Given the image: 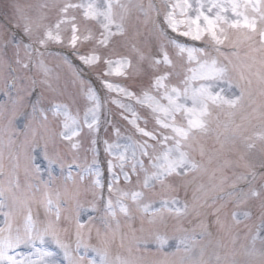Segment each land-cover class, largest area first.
I'll use <instances>...</instances> for the list:
<instances>
[{"label":"snow or ice","instance_id":"obj_1","mask_svg":"<svg viewBox=\"0 0 264 264\" xmlns=\"http://www.w3.org/2000/svg\"><path fill=\"white\" fill-rule=\"evenodd\" d=\"M11 9V27L0 28V264H62L48 244L67 264H264V0H43ZM150 23L160 40L155 53L139 39ZM52 43L66 44L88 67L103 65L105 77L148 78L139 91L101 81L146 108L155 126L146 117L142 127L131 105L111 100L131 113L121 115L143 139L104 142L117 163L107 162L95 237V217L80 219L82 197L91 192L99 211L105 187L95 150L92 164L76 155L66 163L57 144L76 152L84 127L98 131L102 105L88 86L83 120L55 98L45 107L46 93L58 94L44 61ZM32 69L42 78L21 74ZM53 165L61 176L68 169L63 182ZM120 175L126 184L135 176L134 189L120 187ZM189 188L191 200H181ZM39 208L43 220L34 215ZM189 217L195 223L185 228ZM73 226L75 249L66 242Z\"/></svg>","mask_w":264,"mask_h":264},{"label":"rangeland","instance_id":"obj_2","mask_svg":"<svg viewBox=\"0 0 264 264\" xmlns=\"http://www.w3.org/2000/svg\"><path fill=\"white\" fill-rule=\"evenodd\" d=\"M43 2V0H0V28L8 27V25L3 24L6 23L5 15L8 16V23L9 20L13 19L12 16V9L11 5L13 3H22V4H28V3H40ZM153 3H156L157 5L160 4V0H152ZM143 3L147 5L148 0H143ZM156 22L158 24L162 25V17L156 18ZM141 32L142 36L139 38L141 41V46L143 45L144 41L148 42V47L151 49V52L155 53L157 51L158 45L160 43V40L157 35L152 34L154 32L153 25L150 23L147 28H144L141 26ZM169 35H173L170 30L168 32ZM88 45L80 47L79 51L81 53L85 52L87 50ZM41 51H44L41 49ZM124 54H128L125 49L121 48L119 49ZM1 52V48H0ZM66 52H68L66 54ZM48 53H56V54H48ZM2 54V53H1ZM45 54H48L44 56L45 64L51 69L50 73V79L53 83V86L58 90L57 93H46L47 99H45V102L47 103L48 100L55 98L59 102L66 103L69 105L71 111L73 114H76L79 112V115L81 117V120H83L84 112L88 107H91V102L86 98L84 93L87 91V87L91 86L97 93V95L100 98L101 101V109L99 111V125H98V131L91 132L86 127L83 128L81 137L79 138L81 141V147L76 152H71L72 155H76L82 163H85V165L92 164L93 161V149L95 150V158H96V166L99 167L102 175H101V182L105 185V187L100 191V194L102 196V199L98 201V208L99 211L91 209H84L82 210V218H88L89 216L97 215V218L100 220V217L103 215L104 211V203L107 200L108 192H107V183L111 179V175L108 172V160L112 159L113 163H117V161L114 159V157H110L108 153L105 151V141H108L109 143H119L121 145L130 143V141L127 140V137L131 136L133 140H139L143 139L140 137L136 132L134 127L129 123L128 120H125L121 113L123 112L124 115L128 116L129 119H131V113L124 112L123 109L119 108L116 104L111 103L112 99H119L125 104H129L134 108L137 112V114L140 116L139 123L141 126H144L143 120L144 118L149 119L148 128H153L154 121L151 120V118L148 116V110L144 107H141L140 105H137L134 101L128 100L122 96H120L116 92H108L107 89H105L102 86L101 81L102 80H108L114 84H120V85H127L129 86L130 90L133 91H139L138 85L142 82L145 86L148 83V78L145 76L143 78L136 77L134 79H125L123 77H118L115 75L105 77L103 76L102 70L104 68L103 65L100 67H88L84 65L75 55L74 50L68 47L66 44L59 45V44H49L47 52ZM58 54V55H57ZM69 54H72L69 58ZM61 55V56H59ZM72 56L74 59H72ZM59 57L62 59H59ZM65 60L67 63H65ZM88 69V71L86 70ZM33 75L37 78H42V74H38L35 69H33ZM89 71L94 73V75L91 74L89 76ZM22 75H30L31 72H22ZM81 80L84 82L83 85H81ZM30 99H35V97H31ZM48 104H45V107H47ZM31 111V109L29 110ZM117 118L116 124H113V119ZM49 119L51 120V114L49 113ZM119 130V136L116 134V130ZM95 139L96 143L93 145L92 140ZM211 141H209V144L211 145ZM65 147H67L66 143H64ZM121 148L119 151H122ZM52 151V148L50 146V152ZM130 155V153H129ZM145 162L146 158H145ZM41 163L43 167H47V162L42 160L41 157ZM54 172L57 171V168L55 165L52 166ZM125 171H130V168L128 165L125 166ZM115 172L117 174L120 173V169L116 168ZM228 174L231 175V170H228ZM46 175V173H45ZM20 177L23 178V172L21 171ZM20 178V179H21ZM89 178V179H88ZM142 178V175H141ZM88 180L92 182L94 177H87ZM135 180L136 177H132V183L126 184L123 181V176L120 175V184L119 186L126 189H134L135 187ZM21 183L23 184L24 181L21 179ZM260 183L259 178L257 180V184ZM230 191V189L226 190ZM105 196V197H103ZM87 198H90V195L87 196ZM91 199H93L91 194ZM113 199H115V196H113ZM220 203H223V201H217V205L219 206ZM228 211L233 210L231 203L228 205ZM86 215V217H85ZM191 219L190 217L188 219H185L183 223V227L188 228L189 222L188 220ZM212 218L210 217V220ZM3 218L0 217V223H2ZM172 223H175V221H172ZM194 224V223H193ZM136 227L139 226V222H136ZM214 231V228H213ZM93 235V234H92ZM169 235H178V233H173L171 230H169ZM92 243H96L95 241H92ZM76 244V243H75ZM47 247L51 249V244H48ZM76 245H73L72 249H75ZM21 251L27 252L28 249H20ZM155 250V246H153V251ZM171 250V249H169ZM80 253L83 255L84 250L83 248L80 249ZM60 254V253H59ZM88 255L91 257L94 254L89 251ZM56 259L61 261L62 264H67V261L64 260V257L61 255L57 256Z\"/></svg>","mask_w":264,"mask_h":264}]
</instances>
